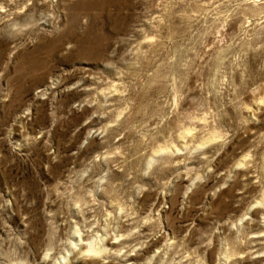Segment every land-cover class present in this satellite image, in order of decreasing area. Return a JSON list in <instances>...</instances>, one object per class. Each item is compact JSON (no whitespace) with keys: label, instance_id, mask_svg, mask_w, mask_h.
I'll return each mask as SVG.
<instances>
[{"label":"rangeland","instance_id":"374dc122","mask_svg":"<svg viewBox=\"0 0 264 264\" xmlns=\"http://www.w3.org/2000/svg\"><path fill=\"white\" fill-rule=\"evenodd\" d=\"M0 264H264V0H0Z\"/></svg>","mask_w":264,"mask_h":264}]
</instances>
